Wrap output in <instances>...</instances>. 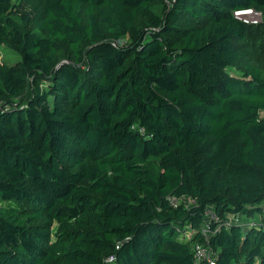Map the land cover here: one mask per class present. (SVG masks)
<instances>
[{
  "label": "trees",
  "instance_id": "obj_1",
  "mask_svg": "<svg viewBox=\"0 0 264 264\" xmlns=\"http://www.w3.org/2000/svg\"><path fill=\"white\" fill-rule=\"evenodd\" d=\"M246 7L264 14V0H0V45L22 57L0 62V264H195L209 206L264 221L247 39L264 21L234 15ZM211 245L217 264H264L262 226L221 224Z\"/></svg>",
  "mask_w": 264,
  "mask_h": 264
},
{
  "label": "built area",
  "instance_id": "obj_2",
  "mask_svg": "<svg viewBox=\"0 0 264 264\" xmlns=\"http://www.w3.org/2000/svg\"><path fill=\"white\" fill-rule=\"evenodd\" d=\"M234 15L246 24H259L264 21V14L261 10L254 7H246L236 9ZM3 108L0 102V110ZM171 202L175 205L179 203V199L175 196H169ZM262 216H250L242 213L228 215L226 219H222L212 206H209L205 213V218L199 229L201 240L197 241L193 246L194 263L195 264H217V254L211 245V237L220 228V225L239 224L242 226H255L264 228V221L261 220ZM115 255L109 258L110 261L114 260Z\"/></svg>",
  "mask_w": 264,
  "mask_h": 264
},
{
  "label": "rangeland",
  "instance_id": "obj_3",
  "mask_svg": "<svg viewBox=\"0 0 264 264\" xmlns=\"http://www.w3.org/2000/svg\"><path fill=\"white\" fill-rule=\"evenodd\" d=\"M247 39L252 42V48L256 51V56L261 60V68L264 74V22L261 24L260 28H254L250 34H248ZM21 55L16 51L8 48L4 45H0V62H5L9 65L15 64L21 60ZM229 72L234 75H241L242 72L238 67H233L229 69ZM264 116V110L261 112ZM260 217V215H254ZM250 217L246 215V218Z\"/></svg>",
  "mask_w": 264,
  "mask_h": 264
}]
</instances>
